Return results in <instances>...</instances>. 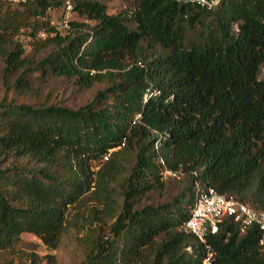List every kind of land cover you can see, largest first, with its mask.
Here are the masks:
<instances>
[{
    "label": "trees",
    "instance_id": "trees-1",
    "mask_svg": "<svg viewBox=\"0 0 264 264\" xmlns=\"http://www.w3.org/2000/svg\"><path fill=\"white\" fill-rule=\"evenodd\" d=\"M71 2L93 23L59 30L49 10L61 0H0L14 92L37 95L33 78L48 75L104 84L76 108L0 99V255L23 233L56 249L73 227L82 264H202L205 246L182 229L196 183L264 210V0H133L128 14ZM23 30L38 51L51 47L45 57L25 55ZM164 167L184 183L154 204ZM259 236L225 218L205 240L215 264H264Z\"/></svg>",
    "mask_w": 264,
    "mask_h": 264
},
{
    "label": "rangeland",
    "instance_id": "rangeland-1",
    "mask_svg": "<svg viewBox=\"0 0 264 264\" xmlns=\"http://www.w3.org/2000/svg\"><path fill=\"white\" fill-rule=\"evenodd\" d=\"M15 6V2L6 0ZM106 5L108 13H123L128 14L133 8V0H97ZM64 0H61V5L58 8L49 10L50 21L57 25L62 15V6ZM82 20L88 24L93 22L87 21L78 17L76 13L71 15V20ZM133 27V24H130ZM194 30L188 31L187 36L191 37ZM40 36V35H39ZM23 43L25 48V55L34 60H40L46 56L51 50V47H46L40 51L31 43L30 36L27 35L26 30L21 31L17 38ZM18 72L8 73L4 77L3 63L0 60V99L5 96L8 100H14L17 103H28L35 106L43 104H57L76 108L90 101L97 90L104 88V84L96 83L90 88H81L73 80L64 76L56 77L48 75L46 77L33 78L34 85L38 87L39 93L37 95H19L14 92L12 84ZM165 189L159 192H153L151 201L156 204L166 201L174 196L183 186V177H169L166 181ZM82 207H70V212L74 214L75 211H81ZM90 205L89 203H87ZM86 207V205H85ZM72 217H74L72 215ZM29 252H34L39 257V264H82L84 260V252L78 245L77 233L73 227H69L61 239L60 244L56 249H50L43 244L41 239L32 233L21 234V239L17 245V252L11 256L0 255V264H35L28 257Z\"/></svg>",
    "mask_w": 264,
    "mask_h": 264
},
{
    "label": "built area",
    "instance_id": "built-area-1",
    "mask_svg": "<svg viewBox=\"0 0 264 264\" xmlns=\"http://www.w3.org/2000/svg\"><path fill=\"white\" fill-rule=\"evenodd\" d=\"M16 3H24L28 0H9ZM206 8H214L220 0H195ZM74 13L71 0H64L62 6V17L56 28L66 30L70 28L71 15ZM53 24L52 21H50ZM40 36L45 34L40 32ZM163 165V159L160 158ZM164 179L169 177H180V170H169L165 167L161 170ZM195 201L189 217L182 225V229L193 234L206 248L202 264H215L212 260L214 251L206 242V236L215 234L219 225L225 218H231L237 223L239 231L245 232L249 227H255L259 231V244H264V210L256 208L246 202L240 201L232 196H226L218 192L210 185L195 184Z\"/></svg>",
    "mask_w": 264,
    "mask_h": 264
}]
</instances>
